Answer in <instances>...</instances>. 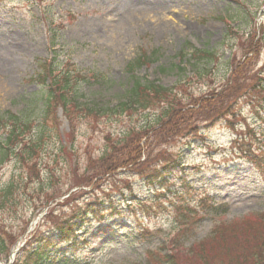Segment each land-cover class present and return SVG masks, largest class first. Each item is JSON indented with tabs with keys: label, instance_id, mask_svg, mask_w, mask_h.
<instances>
[{
	"label": "rangeland",
	"instance_id": "obj_1",
	"mask_svg": "<svg viewBox=\"0 0 264 264\" xmlns=\"http://www.w3.org/2000/svg\"><path fill=\"white\" fill-rule=\"evenodd\" d=\"M239 2L0 0V112L31 119L35 124L29 137L42 136L35 170L28 172L15 159L0 168V188L10 181L20 186L12 204L0 206V238L9 241V250L21 238L26 240L25 231L35 217H39L35 228L45 232L59 218L98 198L104 201L103 210L94 207L95 215L79 232L84 248L75 246L72 264H157L158 257L174 245H178L174 264H202L188 251L209 238L215 226L264 216V172L248 159L264 161V103L250 106L242 98L236 105L237 113L259 137L253 148L259 147L261 153L248 147L241 120L234 130L215 122L203 129V138L178 139L167 132L162 137L149 133L138 140L144 153L137 168L144 173L169 155L181 159V166L148 187L132 171L105 169L113 154L103 131L114 139V132L137 127L138 119L113 126L78 123L72 139L57 109L51 114L57 122L46 118L39 129L43 89L31 82L37 63L66 59L86 77L75 93L79 103L115 105L136 80L171 88L181 76L192 77L189 64L178 59L189 44L216 50L220 60L205 78L194 80L193 88L185 83V93L196 98L209 88L216 92L208 98L218 99L219 87L229 75L228 60L247 50L246 34L254 29L261 35L260 52L248 71L251 66L254 71L264 69V0ZM136 58L141 66L128 68ZM178 67L185 72L179 73ZM71 140L72 152L64 151L62 146ZM79 176L91 182L71 188ZM24 177L27 186L20 185ZM49 181L46 192L41 190ZM126 183L130 193L123 192ZM121 192L123 196L118 195ZM102 227L113 234L101 236L97 231ZM231 256L232 252L222 250L211 257L215 264H233ZM1 263L6 264V259Z\"/></svg>",
	"mask_w": 264,
	"mask_h": 264
},
{
	"label": "trees",
	"instance_id": "obj_2",
	"mask_svg": "<svg viewBox=\"0 0 264 264\" xmlns=\"http://www.w3.org/2000/svg\"><path fill=\"white\" fill-rule=\"evenodd\" d=\"M236 2L240 3L239 0ZM262 31L261 27L260 33ZM246 38L248 39L245 41L249 43L247 50L239 57L231 55L228 60L231 65L229 75L226 82L219 87L218 99L208 98L211 92H216L209 88L196 98H193L189 91L188 94L185 93V83L189 89L190 86L193 88L194 80L199 81L205 78L220 60L216 50L195 49L189 44L179 52L178 57L181 62L189 57L187 63L193 71L192 77L181 76L180 83L171 88L162 87L155 82L136 80L124 97L115 105L99 106L79 103L75 93L81 82L86 83V77L68 60L55 61L51 59L37 63L38 72L31 82L43 89L40 99L41 106L38 108V116L41 120L38 128H44L43 120L46 118L57 122V119L51 116L56 113L57 109L62 111L72 139L78 123L85 124L87 127L94 123L95 126L100 124L113 126L124 121L138 119L137 127L114 132L116 134L114 139L108 132L105 134L103 131L106 144L113 154L105 169L106 171H132L133 176H136L140 182L147 186L161 181L175 168L181 166L180 156L169 155L167 161H160L159 165L145 173L142 169L137 168L141 155L144 153V148L139 145L138 140L141 142L149 133L162 137L167 135V132H172L173 138L178 139H185L189 136L203 138L201 135L203 129L211 128V124L215 122L227 124L234 130L239 124L235 123L241 120L245 126L248 147L253 148L254 143L256 144L260 139L237 113L236 105L242 98L243 102L250 106L264 103V69L254 71V67L251 66L248 71L254 56L260 52L261 35L254 29L246 34ZM140 63L142 62L136 58L133 64L128 65V68L141 66ZM178 71L179 73L185 72L180 67H178ZM199 122L204 123V126L199 127L197 125ZM34 124L31 119L23 118L20 115L8 111L0 112V168L8 160L15 159L18 166L25 167L29 170L28 172L31 173L33 169L35 170V158L42 147V136L36 134L29 137ZM234 124L235 127H233ZM239 134L241 135V133ZM239 134L237 135L241 138ZM239 141L241 140L239 139ZM116 150H120L118 155ZM259 150L260 148L256 147L252 151L261 153ZM125 153L131 156L123 158ZM248 159L261 173L264 172V161L254 160L251 157ZM128 166L129 169H125ZM27 180L28 178L24 177L20 185L25 182L27 186ZM87 180L89 183L91 182V179ZM261 180L264 182V176L261 177ZM75 181L76 184L71 188L83 187L86 182L80 176L75 177ZM50 182L44 188L40 187L41 190L46 192ZM16 186L13 181L4 183L0 188V206L7 207L12 204L15 192L19 193L20 186ZM123 192H131L129 183H126ZM123 192L118 195L123 196ZM99 199H94L93 202H86L83 206L75 208L70 215L53 222L45 232L38 229L33 231L16 255L13 264H68L70 260H73V246L76 245L75 241L78 236L75 232H79L88 218L95 215L94 207L103 210L104 201ZM69 239L72 240L69 245L60 250L57 249ZM9 244V241L0 238V259L7 256ZM177 249L178 245L170 247L163 256L158 257L157 264H174ZM222 250L232 252L233 264H264V216H256L229 224H219L213 228L209 238L191 246L188 252L202 264H212L214 260L211 256Z\"/></svg>",
	"mask_w": 264,
	"mask_h": 264
},
{
	"label": "bare ground",
	"instance_id": "obj_3",
	"mask_svg": "<svg viewBox=\"0 0 264 264\" xmlns=\"http://www.w3.org/2000/svg\"><path fill=\"white\" fill-rule=\"evenodd\" d=\"M101 34L103 33V29L99 31Z\"/></svg>",
	"mask_w": 264,
	"mask_h": 264
}]
</instances>
